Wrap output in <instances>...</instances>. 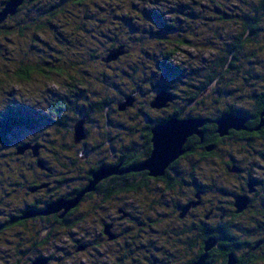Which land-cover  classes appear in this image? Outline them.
<instances>
[{
	"label": "trees",
	"instance_id": "obj_1",
	"mask_svg": "<svg viewBox=\"0 0 264 264\" xmlns=\"http://www.w3.org/2000/svg\"><path fill=\"white\" fill-rule=\"evenodd\" d=\"M7 1L8 0H0V11ZM208 1L213 3L212 6L214 9H217V11H214V15L210 17L211 23L208 25L209 27L204 23V21L200 22L199 25L203 28L208 27L207 30L210 32V37L207 42H201L199 46L194 45L197 49L203 48L207 50L206 53H210L214 50V42H222L224 40L223 34L226 31L225 25L230 23V20H233L234 23L236 21H238V23L240 22L239 26L248 30L249 35L251 36V33L255 34L256 28L258 27V23L260 21L259 17H261L260 13L263 12L264 15V0H252L250 3L246 1L240 2L244 6H246V4L248 7L252 6L251 12H247L245 9L243 10L242 7H237L238 4H227L226 0ZM165 3L167 5L166 7L164 6ZM190 5L191 3H187L186 0H25L17 12V14L20 13L22 17L16 20L18 16L16 15L15 17L9 18L5 24L0 26V58L3 57V54L6 51V47H4L5 45L1 44V37H3V40H7L8 37L11 38L12 36L31 40L27 44V51L24 53H22V50L18 47L16 48V45L13 43L14 47L11 51L14 56L13 60L16 67L15 70H12L14 71L13 74L10 70L4 72L7 73L6 77L9 78L10 81L14 79L19 84L20 82L27 83L31 82L32 76L34 75H40L41 78L47 82V84H51L55 87L61 85V80L65 81V90L62 92L63 94H59L56 91L54 92V90L50 88L43 92L45 95L43 96V100L47 104V107L45 106L44 110H42L43 112H39L33 107L30 109H12L11 107L7 109V111L0 114L1 168L4 166L10 170L16 169V166H10L8 162L5 161L10 156L15 157L16 161H18L19 157L26 158L27 156L33 160V165L30 166L31 169L24 168L30 178H27V174L24 173L23 169L20 170L23 171V175H19L17 178L16 186L14 188L16 191L17 188L18 190H23L22 193L18 192L19 198L28 200L27 197L30 194L25 195V192H27V188L25 187L27 185H24L22 182H30L33 180L31 175L32 170L37 167L38 164L41 163L44 166L46 165V161L41 157V151L48 152L46 151L48 148H56V140L62 136V132H64V135L70 133H73L74 135V127L77 122L85 119V124L87 125V123L91 121V111L87 110L84 105V108L81 106V104H83L81 102H84L87 97V95L83 94L84 92L82 88L89 85V81L87 79L89 77V65L93 64V60L95 61L97 55L93 54L95 49L87 48L84 43L82 48H80L82 45V43L80 44L81 39H88L87 35L90 34L97 36V39L99 40L98 45L104 49V56L100 57L102 60L108 61V58L112 56V54L120 52L119 55L110 60V64L118 62L124 57L129 59L133 49L136 47H139L140 49L141 47H144L146 43L149 45L151 44L152 46H162L159 50H155V47H152L151 49L152 53L155 52L154 56L157 58L154 59L153 68L149 67L143 61L138 63L133 68L134 72L145 69L146 79L148 83L150 82V84L146 85V88L150 90V94H155V96L152 97V100L165 92L169 93L172 97V101L168 103V107L171 106L173 110L167 117L154 118L150 115L145 116L146 119H157L154 120L156 123L152 122V124L147 127V130L143 131L145 126L140 129L141 133H149L148 137H144V140H148L149 143V147L147 149L148 152H150L152 148L151 131L153 128L158 125L161 120L164 121L171 118H176L177 120L200 119L208 121L202 128V131L204 132L203 139L200 140L198 137L193 136L183 147L184 151L191 149L190 152L189 150L186 152L194 153L203 162L212 159L213 157H220L218 150L221 149L219 146L222 145L227 137L221 138L217 134V126L215 122L225 114L235 117H247L248 121L245 126L252 132H258L257 129L262 119V112L264 111V74L260 76L261 78L259 81L261 90L255 89L256 93L249 95V98L247 99L249 102L253 101L254 105L251 110H245L242 107V102L240 101L243 98L242 91L244 90L236 85L237 80H242L243 78L242 76L236 77L235 74L239 72V67L236 65V61L239 60V49H241L242 46L240 42H243L245 38V30L244 36L243 33L240 35L237 34L238 36H228L229 41L226 40L222 43L220 55L216 56L214 60L211 59L210 62L208 61V65L206 59L203 57L204 64L202 63V70H195V73H192L193 71H184L180 64L176 61V56L180 53L182 48L190 49L193 47L191 40L194 36V31L188 29L187 35H185L184 30L179 25L180 17H194L192 11H187L188 8H190ZM192 5L195 6L194 2H192ZM254 5L256 6L254 7ZM73 6H78L75 7L78 11L74 10ZM196 6L199 10L202 9V6L199 4ZM69 8L74 10L76 14L69 10ZM131 10L132 12L130 13ZM69 11L73 15H70ZM114 19L122 21L124 26H126L125 32L128 30L133 33V36H124V41H120L119 37L121 36L119 33L113 34V31H111L110 28H107V26L112 23V20ZM59 20H64V31L55 29V23ZM58 27H60V25H58ZM46 30L51 31L52 35H54L55 32L54 39L60 44V46H66L72 50L78 49L74 51L75 55L72 57L63 55L56 47H50L46 43L45 46L43 45L40 47L41 50H38L36 41H38V37L42 36ZM202 37H204V35ZM202 37L200 36L198 38ZM253 39L254 38L250 37L246 40V42H251ZM9 49H11V47ZM147 50V48L146 50L144 49L143 53L145 54L143 55H150ZM67 54L70 55V52ZM34 57L37 59H34ZM4 59L7 58L5 57ZM33 60H39V63H36ZM84 65L86 66V70H83L82 66ZM221 68L222 70H225V74L220 73L219 70ZM123 74L124 73H122V75ZM226 74L228 75L226 76ZM56 75L60 77L59 80L56 78ZM232 75L234 78L229 82L230 86L228 88L220 90L219 87L216 86L217 90L214 91V95H208L213 98L215 96V99H211L209 103L203 101L202 96L206 90L208 91L218 80L225 79V77H233ZM104 76L105 74H101L102 78ZM166 76L168 78H174V83H181L183 86L178 88L176 85L168 84L170 82L162 80V77L166 79ZM244 80L246 81L245 77ZM10 81H7V83ZM241 83L244 84V81H241ZM232 87L234 88L231 89ZM137 90H141L139 85L129 90V94H123L122 100L133 97L134 94L138 92ZM182 101H185L186 103H184L182 107L177 106V104H182ZM102 105L103 107L101 109L103 110L105 103ZM88 106L89 109L92 108V106ZM141 114L145 115V113ZM41 126L49 127V130H51L48 135L43 134L45 138L42 137L39 139L37 137H32L27 141H21V143H17L14 140V137L18 136L20 133L35 131ZM120 126L123 127L121 124ZM232 132L238 133L239 131L232 130L230 131V134ZM49 135H52V137ZM235 138L237 140H241L238 135H236ZM24 147L26 150L22 154H17L19 153V150ZM34 148L40 149V151H37L38 156L36 157H34L32 152V149ZM60 148L65 152L71 150L70 146L66 144H61ZM207 148H211L212 150L207 152ZM77 161L78 160L76 158H73V161L69 162L72 165H68L71 167L70 171L72 173L73 169L76 168L75 163ZM18 162L21 165H25L20 159ZM141 162L142 160H133L129 153H124L123 156L119 158V162H114V164L117 165L122 163L124 168H127ZM59 165L64 168L67 164L61 163ZM19 180L22 181L20 182ZM91 180L92 177L90 181ZM37 186L36 184H33L32 188L36 189ZM203 186L199 183L197 186L198 191H200V188L203 189ZM85 188L86 187L81 188L77 186V182H75V184H71L70 187H65V191L60 188L59 191L62 194L58 198H62L60 200L65 201L72 200ZM113 189L114 191H112L111 188L102 187L100 192L99 190L97 191L99 195L102 196L101 199L104 202H107L108 198L111 196L122 194V192L127 194L131 188L128 185L121 186L119 184L117 185L116 191L115 187ZM203 190L207 191L206 187H204ZM221 191L224 194L230 193V190L226 191L222 189ZM222 192H220V194H222ZM227 195L229 197L231 196L230 194ZM231 197L233 198V196ZM29 201L30 202L23 201L24 205L21 208L13 210L10 214H8L9 211L7 210H0V236L5 235L6 232L10 231V233H15L16 238L21 237L23 240L21 243L15 245L14 248H10V250L13 251V257H15V261L11 262V264H33L38 259L47 260V264H49L52 257L51 255H46V251H49L48 253H50L52 249H55L53 252L56 251L58 253L63 251L60 248H54V243H57L56 241L59 240L58 232L60 228H73L79 223L81 220L80 212L82 213L84 208H80L78 210L76 208L79 207L82 200L75 208L70 210V213L73 212L72 215H67L65 218L63 217L60 219L41 216L36 220H29L35 217L25 218L27 212L30 210L41 212L46 210L49 205L56 201L51 200L45 204L37 198H30ZM233 203V199H231L230 202H220L221 205L224 204L226 206H219V208L213 209L211 218L217 220L220 215H229L228 213L236 216L234 213ZM42 205H46V207H43ZM103 205L105 206L103 202L97 205L98 213H100V209ZM262 208L264 210V206H262ZM210 210L211 209L204 211L201 215L197 213V226L200 228V254L202 251L204 254V244L209 239H220L217 248H220L221 246L240 248L238 245L243 244L240 243L241 240L244 239L243 235L250 234V236L253 237V235H256L254 234L255 232H257V236H255L256 239L249 245L252 247L261 242L260 246H264V219L259 221V225L254 228V233L241 231V236L237 237L234 235L231 224L227 228L224 226L215 227L214 225L209 224L205 220V217L208 215ZM214 210H216V212H214ZM36 226L38 227L37 230ZM188 229L190 230L191 228L189 227ZM235 231L239 232V230ZM144 242L146 243V241ZM248 243L249 242L246 243L245 241V245H248ZM182 244H187L190 247L191 241L189 240L186 243V241L182 240ZM49 245L51 247L47 248ZM230 252L231 251L227 250L226 252L220 254V256H211L210 264H227ZM28 255L30 257L25 258ZM62 255L64 257L61 259L67 260V262H63L64 264H80L78 258L79 256L76 255L77 260L72 262L75 255H73V257L69 256L72 259H68L66 254ZM244 263L258 264L256 259L254 262L251 260L247 262V260H245ZM117 264L125 263L119 261Z\"/></svg>",
	"mask_w": 264,
	"mask_h": 264
},
{
	"label": "rangeland",
	"instance_id": "obj_2",
	"mask_svg": "<svg viewBox=\"0 0 264 264\" xmlns=\"http://www.w3.org/2000/svg\"><path fill=\"white\" fill-rule=\"evenodd\" d=\"M170 1V0H167ZM223 1V0H222ZM248 3L252 2V0H244ZM257 1V0H256ZM187 3H191L190 8H188L187 11H192L194 14L193 18H187V17H180L179 25L184 30V34L187 35V30L190 29L191 31H194V36L191 40L192 46L190 49L182 48L180 50V53L176 56V61L180 64V66L183 68L184 71H189L192 73H195V70H202V66L204 64L203 60L206 59L207 65L209 64L211 59L214 60L216 56H219L221 51L220 48H222V43L226 40L229 41L228 36H238L237 34L243 33V36L245 34L244 30L246 31L245 38L242 42L243 47L239 49L238 54V61H236V65L239 67V72L235 74V76H242V80H237L236 85L241 87L243 92V98L240 102H242V107H249L251 102L247 101L249 98V95H252L253 93H256L255 89H260V76L264 74V15L263 12L260 13L261 17H259V23L258 27L256 28L255 34L251 33V36L249 35L248 30L241 28L240 22L234 21L232 22L230 20V23L225 25V32H224V40L222 42H214V50L212 52H207V50L203 48H195V46H199L201 42H207V40L210 37V32L208 29V25L210 22V17L214 15V11H217V9H214L210 1L208 0H186ZM192 2H194L195 6L192 5ZM226 3H233L240 5L243 10L245 9L247 12L252 11V6L248 7L247 4L244 6L240 3V0H226ZM197 4L202 6V9L199 10V8L196 6ZM140 6V4H139ZM166 7V3L164 4ZM256 5H254L255 7ZM78 6H73L74 10L78 11ZM253 7V8H254ZM71 10V8H69ZM74 10H71L74 12ZM132 10L130 11V13ZM70 15H73L70 13ZM74 14H76L74 12ZM17 18L16 20L20 19L22 15L20 13L15 14L14 16H8V18L2 23L5 24V22L12 17ZM204 21V23L208 27H201L199 25L200 22ZM12 23V22H10ZM1 24V25H2ZM0 25V26H1ZM10 25V24H8ZM60 25V27H58ZM203 25V24H202ZM221 25V24H220ZM115 26V27H114ZM233 26V27H232ZM55 29L64 31V20H59L55 23ZM110 28L111 31L114 33H119L121 37H119L120 41H124L123 37L129 36L132 37L133 33L126 31V26H124V23L122 21L114 19L112 20V23H110L107 28ZM108 28V29H109ZM146 28V27H142ZM50 30V29H49ZM110 31V32H111ZM125 32V33H124ZM222 32V31H221ZM251 32V31H250ZM223 33V32H222ZM55 35V32H54ZM54 35H52L51 31L46 30L45 33L42 36L38 37V41H36V45L38 50H41V46H45V43L48 44V46H54L58 50L61 51L63 55H68L69 57H72L75 55L76 50H72L69 47L66 46H60V44L54 39ZM86 35V34H85ZM204 35V37H202ZM202 38H198V37ZM88 39H81L80 46L82 48L83 43L84 45L89 49H95L97 58L95 61L93 60V64L89 65V77L87 78L89 81V85L87 87H83V94L88 95L86 97V100L84 102H81V106L90 110V119L91 121L85 124L84 121V133H85V139L83 138L78 143H75L73 141L74 135L73 133L64 135V132H62V136L56 140V148L51 149L48 148L46 151H41V157L43 160L46 161V167L48 166H60L59 164H67L65 169L70 170L71 165L69 162L73 161V158H76L78 161L75 163L76 168L74 169L73 173L70 172L67 176L68 177H74L73 182L79 181L77 177L81 176L82 173L85 171V168H88V163L90 162L95 163L99 159H103L106 161H111L113 159L114 155L121 156L124 153H126L128 150L131 149H138L140 145L143 144V141L141 140V131L140 129L144 127V122L147 121L145 116L150 115L154 118H163L167 117L169 113L173 110V108L166 107L160 110H155L150 107V103L153 101L152 97L155 96L154 93L150 94V90L146 88L148 83L146 79V71L143 69L142 71L134 72L133 68L140 62H145L149 67L153 68L154 65V59H157L156 56H154V53H152V47H155V50H159L162 48V46L151 44H145L144 47H136L131 52V55L129 59L127 57L122 58L120 61L111 63V61H104L100 57L104 56V49L98 45V39L97 36H94L93 34L87 35ZM124 37V38H125ZM254 38L251 40V42H246L248 38ZM2 42L1 44L5 45L6 51L3 54V57L0 58V114L7 111L8 107H12V109H18V108H25L30 109L34 108L38 110L39 112H43L45 106L47 107V104L43 100L44 91L48 88L54 90V92H58L59 94H63L65 90L64 80H61V85L58 87L52 86L51 84H47L40 75H34L32 76L31 82L27 83H17L16 80L12 79L10 81L9 78L6 77L7 70H15V62H14V56L12 55V51L14 44L16 45V48L22 50V53L26 52L28 49L27 44L31 41L30 39L26 40L24 38H17V36H12L11 38L8 37L7 40H3V37H1ZM84 40V41H83ZM14 43V44H13ZM2 45V46H3ZM105 45V44H104ZM2 47V48H4ZM11 47V49H9ZM40 48V49H39ZM138 48V50H137ZM148 49L147 52L150 55H143L144 49ZM80 49V48H79ZM103 50V52H102ZM72 51V52H71ZM70 52V55L67 54ZM81 52V51H80ZM83 53V52H81ZM7 59H4V58ZM204 57V59H203ZM34 59H37L34 57ZM36 63H39V60H33ZM203 63V64H202ZM82 64V62H81ZM83 70H86V66H82ZM225 69V68H223ZM227 69V68H226ZM145 71V72H144ZM221 74H225V71L222 70V68L219 70ZM14 71H12V74ZM122 73H124L122 75ZM101 74H105V76L102 78ZM127 74V75H126ZM228 75V74H226ZM233 76V75H232ZM87 77V76H86ZM127 77V78H126ZM244 77L246 78V81L244 80ZM56 78L59 80L60 77L56 75ZM233 77H225V79L218 80L216 83L211 86V88L203 94V101H206L207 103L210 102L211 99H215L210 95H214V91H216V86L219 87L220 90H224L225 88H228L229 82ZM102 80V82H101ZM162 80L167 82H170L168 84L176 85L178 88L182 87L183 84L181 83H174V78L167 77L166 79L162 77ZM255 80V81H254ZM7 81H10L7 83ZM172 81V82H171ZM241 81H244V84L241 83ZM49 83V82H48ZM140 86L141 90H137L133 96V106L128 108L126 111H119L118 106L121 103H124L126 101L122 100L123 94H129V90L136 86ZM241 85V86H240ZM232 87L231 89H233ZM81 90V89H80ZM140 91V92H139ZM142 92V93H141ZM156 98V97H155ZM124 101V102H122ZM247 101V102H244ZM239 102V103H240ZM105 103V107L103 110L101 109L103 107L102 104ZM182 104H177V106L182 107L185 101L181 102ZM88 105L92 106L91 109H89ZM224 105V104H223ZM221 106V105H220ZM83 107V108H84ZM117 107V111L116 110ZM190 107V106H189ZM189 110V108H188ZM145 113V115L141 114ZM119 114V115H118ZM264 114V112H263ZM82 121V120H81ZM120 124L123 126L121 127ZM49 127H39V129H36L35 131H26L24 133H20L18 136L14 137V140L17 143H21V141H27L29 138L37 137L41 139L42 137L45 138L43 134L48 135V133L51 132L49 130ZM130 130V131H129ZM42 135V136H41ZM84 135V134H83ZM52 137V135H49ZM48 136V137H49ZM47 137V138H48ZM101 137V138H100ZM111 138L114 150L110 152V142L108 140ZM74 142V143H73ZM85 145L83 148L82 145ZM61 144L69 145L71 150L68 152L62 151L60 146ZM102 145V148H95L92 150L94 145ZM73 145V146H72ZM221 150H218L220 157H213L212 159H209L207 161H201L197 156L195 160H197L198 165V172H199V178L200 183H202L206 189L207 193L203 196V204L197 207L195 213L202 214L205 210H209L210 208L215 209L219 208V206H226L224 204H220V202H230L229 197L223 196V194H220L222 192L221 190H236L238 191V188L241 187V183L244 182L241 177L243 175H251L252 178L257 179L259 181V185L255 186L257 188V193L254 192V189L252 186L253 183L250 184L251 187H249V193H252L250 195V198L253 199L252 207H250V200L249 198H246L248 201L247 205V212L246 215L241 218L233 219L230 216L221 217L223 218V223L231 222V228L234 231L235 236H241V231L243 232H253L254 228L259 223V220H262L260 216H257L256 210L261 209V203H264V187H262V184H264V140H254L251 141L250 144L245 143L242 140H237L236 138H232L229 140H224L222 145L219 146ZM25 148V147H24ZM25 151V150H24ZM37 151H40V149H37ZM32 152L34 154V151L32 149ZM85 154H87L85 156ZM35 157V156H34ZM19 159L24 162L25 165H21L18 161ZM18 161L15 160V157L10 156L5 161L8 162L10 166L14 165L17 169H7L4 166L1 168L0 166V210H7L9 211L8 214L12 213L13 210L17 208H21L24 204V202H30V198H32L31 195H28V200H25L23 198H19L18 192L22 193L23 190H15L17 178L19 175H23V171L25 174H27V178H30L27 172H25L24 168L31 169V165H33V160L27 156L26 158H20ZM117 160V158H115ZM232 160L234 161V165H236L239 169H242L244 172L240 175L238 174H227V165H229L232 169H234L233 165L231 164ZM69 163V164H68ZM48 164V165H47ZM118 165V164H117ZM116 165V166H117ZM72 166V165H71ZM115 166V167H116ZM74 167V166H73ZM110 167L108 164L103 163L99 168H108L106 169L107 175H110V172L113 171V168ZM235 167V169H237ZM98 168V169H99ZM23 169V171H20ZM133 169V168H132ZM229 169V168H228ZM16 170V171H14ZM110 171V172H108ZM77 176V177H76ZM82 177V176H81ZM234 177V178H233ZM43 178V177H42ZM248 178V177H246ZM20 182L22 180H19ZM69 182H71V179H68ZM234 181V182H233ZM71 182V183H73ZM28 183V184H26ZM245 183V182H244ZM243 183V184H244ZM248 183V182H247ZM24 185L29 186L30 182H24ZM12 185V186H10ZM19 185V184H18ZM213 185V186H212ZM91 193V192H90ZM190 192H187L185 195L184 193H181L182 200L185 202V197L189 195ZM223 193V192H222ZM10 195V196H8ZM167 195L171 196V191L167 192ZM166 195V198L163 200L166 204L171 205V200ZM130 196V195H129ZM129 196L124 195L123 199L127 201L128 203L131 202L132 198H129ZM2 197V198H1ZM42 195H35V198L40 199ZM139 197V196H137ZM172 197V196H171ZM238 198V197H237ZM236 198V199H237ZM218 200V201H217ZM180 201V200H179ZM183 201H180L179 204H183ZM236 202V200H235ZM234 202V204H235ZM255 202V203H254ZM200 203V202H199ZM178 204V205H179ZM198 205V204H197ZM255 205V207H254ZM164 207V206H162ZM174 207V205H173ZM187 209V208H186ZM186 209L180 210V209H167L163 208L162 215L164 216V219H166L168 224L180 226L181 224H185L186 221H179L178 218L180 215L182 219H185ZM160 211V210H159ZM234 213H237V209L234 206ZM245 211V210H244ZM216 212V210H214ZM254 212V213H253ZM156 213H151L150 217L155 218ZM185 216V217H183ZM253 217H256L253 219ZM6 218V217H3ZM208 222H211L212 225L215 223V219L213 218L208 219ZM181 222V223H180ZM92 223V222H90ZM178 223V225H177ZM81 227H86V223L84 221H79L77 225L73 228H63L59 230L58 232V238L59 240L56 241L57 243H54V248H61L64 251L61 252H53L52 249L50 253L49 251H46V255H51L50 264H64L63 262H67L66 259H61L64 256L62 255L64 252L76 250L77 253H82L78 250V248H84L85 241H88V236L86 234L82 235L80 232ZM131 226L128 224H122L120 227V230L124 232L125 237L120 239L121 243L123 241L130 240L131 243H135L138 245L144 244L142 241H146L148 238L156 239L157 236L153 235L152 237H145L143 234L144 239L142 241L137 242L135 238L129 237L131 232H128V228ZM36 226V230H37ZM157 228V227H155ZM107 231L108 227H105ZM239 230V232H236L235 230ZM79 231V232H78ZM120 232V233H122ZM123 234V233H122ZM253 235L250 236V234L243 235V241L246 242H253L257 236V232H255ZM23 240L21 237L16 238L15 233H10V231L6 232L5 235L0 236V264H11V262L15 261V257H13L12 252L10 248H14L15 245L18 243H21ZM157 241V240H156ZM208 241V240H207ZM206 241V242H207ZM205 242V243H206ZM217 245V244H216ZM215 245V246H216ZM214 246V247H215ZM49 245L47 248H50ZM204 244V249H205ZM213 247V248H214ZM74 248V249H72ZM212 248V249H213ZM211 249V250H212ZM92 257H97L94 250H91ZM262 251H258V258L256 259V262L258 264H264V253L262 254ZM231 255V254H230ZM30 257L29 255L25 258ZM90 257V259L92 258ZM234 257V256H233ZM262 257V258H261ZM235 259V258H234ZM8 261V263H7ZM25 261V260H24ZM81 260L80 264L82 263ZM88 261V260H87Z\"/></svg>",
	"mask_w": 264,
	"mask_h": 264
},
{
	"label": "flooded vegetation",
	"instance_id": "obj_3",
	"mask_svg": "<svg viewBox=\"0 0 264 264\" xmlns=\"http://www.w3.org/2000/svg\"><path fill=\"white\" fill-rule=\"evenodd\" d=\"M241 1L243 2L244 0H240V2ZM237 7L241 8L240 5H238ZM240 44H242V42H240ZM241 47H243V45ZM253 105V101H251L250 106L244 107V109L251 110ZM9 108L11 107H8V109ZM263 112L261 115L262 119L260 121V124L264 122ZM246 119L248 121L247 117ZM154 120L157 119H147V121L144 122L145 127L143 131L147 130V127L150 126L152 122L156 123ZM168 120H161L162 122L160 121L159 124H162ZM236 135H238L239 138H241V140L247 144H250L251 141L258 139L264 140V125L258 129V132H252L247 127L246 130L239 131L238 133L232 132L230 135L226 136L227 138L225 140L235 138ZM148 136L149 133H142L140 138L142 139L143 144L140 145L136 150L131 149L126 152V154L129 153L131 155L133 160H142L141 163L132 165L127 168H124L122 163H119L116 166L114 162L118 163L119 158L123 155H114L111 161L99 159V161L97 160L92 164L89 162L88 168H85V171L81 175L82 177L76 176L79 180L77 181V186L84 188L90 182L92 173L96 171L103 163L108 164L110 167L116 166L115 168H118L122 172L120 174L111 175L110 177L101 180L95 186V191H93V193L86 194L83 197L79 207L76 208L77 210L80 208H84L82 213L80 212V221H84L86 223V227H81L79 230L81 231L82 235L86 234L88 236L89 242L85 241V244L82 245L84 246V248H78V250L82 253H77V249L74 251L71 250L63 253L66 254L68 259H72L71 257L75 255L72 262H74V260H77L76 258L77 256H79V261L84 260L81 264H117L119 261H122L125 264H195L203 254V251L201 254L199 252L200 228H198L197 226L198 215L197 213H195V211L197 207L203 204V196L207 193V191L203 190L205 186H203L202 183L201 184L203 186V189L200 188V191H198L197 189V186L200 183L197 165L198 159L195 160V156L197 155H195L194 153H189L191 149H187L189 150V152L181 155L176 161L171 163L164 171L163 175L159 177H151L148 171H130L132 168L142 164L149 158L151 150L150 152L147 151L149 143L148 140H144ZM108 142H110V152H112L115 148L113 143H111V138L108 140ZM82 144L83 143H81L80 145ZM102 145L103 144H96L93 146L92 150L99 147L101 149ZM82 147L84 148L85 145H82ZM86 155L87 154H85V156ZM115 158H117V160H115ZM231 164L233 165L234 169L227 165V174L232 173L240 175L244 172L242 169H239L236 165H234L233 160ZM235 167H237V169H235ZM70 172L71 171L65 169V167L62 168V166L46 167L42 165V167H39L38 165L32 170L31 175L33 180L30 181L31 184L29 186L25 187L27 188V192H25V195L30 194L33 199H35V195H42L39 200L43 201V204L51 200L58 201L62 199L58 198L62 194L59 189L61 188L63 189V191H65V187H70L71 184H75V182H73L74 177L67 176ZM68 179H71V182L73 183L69 182ZM241 179L245 183H241V187L238 188V191L232 190L229 191L230 193H227L233 196V198L231 196L230 198L226 193L222 194L225 197H229L230 200L233 199L234 202L237 197L249 198L251 204L250 207H252L253 199L250 198V195H252V193H249V187H251L250 184L253 183L254 185L252 186V188L254 189L255 186L259 185V181L252 178L251 175H243ZM33 184H36V186L38 185L36 189L32 188ZM119 184L121 186H130V191H128L127 194L122 192V194L111 196L110 198H108L107 202H104L101 199L102 196L99 195L97 190H99L100 192L102 187H106L111 188V190L114 191L113 188L115 187L116 191L117 185ZM262 186L264 187V184H262ZM169 191H171L172 197L170 195H167V192ZM257 191V188H255L254 192L257 193ZM187 192L190 193L185 197L184 202L182 200L181 193H184L185 195ZM124 195H130L129 198H132L131 202L128 203L127 201H125L123 199ZM166 195L171 200V205L166 204L165 201H163L166 198ZM179 200L183 201L184 205L179 204ZM101 202H103L105 206L103 205V207H101L100 209V213H98L97 205ZM119 202L121 206L119 205ZM262 206H264V203H261V209L256 210V214L263 220L264 210ZM43 207H46V205ZM186 207L189 208L184 214L186 217L183 216L185 217V219H182L181 215L178 217L180 219L179 221H186V223L181 224L180 226H173L171 224H168V222H166L167 220L164 219V216L162 215L163 208L183 210ZM210 209L211 210L208 212V215L205 217V220L207 222L213 214V209ZM247 210L248 209L239 214L235 213V215L238 217L232 216L230 213H228L229 215H220V217L215 220V223L213 225L215 227L224 226L227 228L229 227L231 222L229 221L227 223H223V218H221L222 216H230L233 219L241 218L246 215ZM70 212L71 211H69L64 216V218L67 215L73 214V212ZM62 213L63 211H59L58 213L50 215L48 217L60 219ZM151 213H156L155 218L150 217ZM38 217L41 216H37L29 220H36L38 219ZM255 218L256 217H253V219ZM208 223L212 225L211 222ZM122 224H128L131 226L130 228H128V232H131L129 237L135 238L137 242L142 241V239H144L143 236L152 237L153 235H156L157 238H148L146 240V243L142 241L144 242V244L142 245L131 243L130 240L126 242L123 241V243H121L120 239L125 237L124 232L120 230ZM258 225L259 223L257 224V226ZM105 227H108V232L109 235H111V238H109L108 234H105ZM189 227L191 228L190 230L188 229ZM120 232H122L123 234ZM142 234L143 236H141ZM182 240L186 241V243L190 240L191 246L189 247L187 244L183 245ZM219 240L217 242V245L207 253V264H210L211 256H220V254L226 252L227 250L231 251L230 254L234 256L236 262L235 264H245V260H247V262L249 260L254 262V260L258 258V251H262L264 253V246H260L261 242L251 247L249 245L250 243H248V245H245V241L241 240L240 243L243 244L238 245L240 246V248H231L227 246H221L220 248H217L220 242ZM91 250L95 251L97 257H94V255L92 257ZM90 257L92 258L90 259ZM84 258H86L88 262Z\"/></svg>",
	"mask_w": 264,
	"mask_h": 264
},
{
	"label": "water",
	"instance_id": "obj_4",
	"mask_svg": "<svg viewBox=\"0 0 264 264\" xmlns=\"http://www.w3.org/2000/svg\"><path fill=\"white\" fill-rule=\"evenodd\" d=\"M25 0H8L2 10L0 11V25L8 18V16H14L17 14L19 8L23 5ZM119 53H114L112 56L108 58L110 61L112 58L119 55ZM133 97H129L126 99L124 103H121L118 106L119 111H126L128 108L133 106ZM172 101V97L169 93H162L157 96L151 103V108L155 110H160L166 108L168 103ZM208 121L200 120V119H185V120H177L176 118H171L168 121L156 125L152 133L151 138V152L150 156L147 160H145L142 164L137 165L130 171L139 172V171H148L151 177H159L162 176L167 167L176 161L181 155H183L186 151H184L183 147L187 144L188 140L196 136L200 140L203 139L204 132L202 128ZM246 122L247 119L243 117H235L229 114H225L219 120L215 122L217 126V134L223 138L229 135L230 131H242L246 130ZM264 125V122L261 123L258 129ZM84 121H79L75 124L74 127V141L78 143L83 138L85 139L84 133ZM257 129V130H258ZM84 134V135H83ZM26 150V148H21L19 153L22 154ZM212 150L211 148H207V151ZM34 156H38L37 148L33 149ZM39 167H42V164H38ZM108 169V168H106ZM105 168H99L92 173V180L83 189L74 199L65 201L59 200L47 207L46 210L41 212L29 211L26 214L25 218L36 217V216H50L58 213L59 211H63L60 218H63L71 209L75 208L82 198L90 192L95 190V186L103 179L110 177L111 175L122 173L118 168H113V171L110 172V175H107V171ZM248 205V201L245 197H238L234 204L237 209V213H241L246 210ZM187 208V209H186ZM186 211L189 207H186ZM185 211V212H186ZM184 215V214H183ZM105 234L109 232L105 230ZM218 240L209 239L205 243L204 254L200 256L198 261L195 264H207L208 252L217 244ZM235 259L233 255H229L227 264H235ZM33 264H47V260L38 259Z\"/></svg>",
	"mask_w": 264,
	"mask_h": 264
},
{
	"label": "bare ground",
	"instance_id": "obj_5",
	"mask_svg": "<svg viewBox=\"0 0 264 264\" xmlns=\"http://www.w3.org/2000/svg\"><path fill=\"white\" fill-rule=\"evenodd\" d=\"M151 3V2H150ZM69 16V15H68ZM72 19V18H71ZM109 19V18H108ZM67 20V19H66ZM138 20V19H137ZM225 20V19H224ZM226 21V20H225ZM220 25V24H219ZM115 27V26H114ZM233 27V26H232ZM109 28V27H108ZM157 39V38H156ZM216 40V39H215ZM84 41V40H83ZM143 44V43H142ZM240 46V45H239ZM81 48V47H80ZM95 53V52H94ZM91 59V58H90ZM53 61V60H52ZM114 62V61H113ZM76 66V65H75ZM156 68V67H155ZM225 71V70H224ZM227 76V75H226ZM82 78V77H81ZM255 81V80H254ZM165 89V88H164ZM187 89V88H186ZM88 96V95H87ZM214 106V105H213ZM10 111V110H9ZM13 111V110H12ZM119 115V114H118ZM214 137V136H213ZM208 152V151H207ZM201 158V157H200ZM17 169V168H16ZM234 178V177H233ZM234 182V181H233ZM263 187V186H262ZM195 189V188H194ZM195 191V190H194ZM218 201V200H217ZM249 210V209H248ZM254 213V212H253ZM233 216V215H232ZM214 220V219H213ZM230 241V240H229ZM223 242V241H222ZM162 244V243H161ZM236 251V250H235Z\"/></svg>",
	"mask_w": 264,
	"mask_h": 264
},
{
	"label": "clouds",
	"instance_id": "obj_6",
	"mask_svg": "<svg viewBox=\"0 0 264 264\" xmlns=\"http://www.w3.org/2000/svg\"><path fill=\"white\" fill-rule=\"evenodd\" d=\"M58 87V86H57Z\"/></svg>",
	"mask_w": 264,
	"mask_h": 264
}]
</instances>
